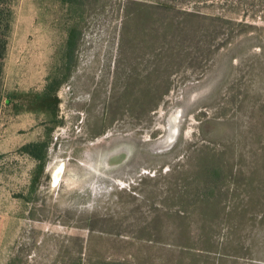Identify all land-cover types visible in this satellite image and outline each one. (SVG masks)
I'll list each match as a JSON object with an SVG mask.
<instances>
[{
    "label": "rangeland",
    "instance_id": "1",
    "mask_svg": "<svg viewBox=\"0 0 264 264\" xmlns=\"http://www.w3.org/2000/svg\"><path fill=\"white\" fill-rule=\"evenodd\" d=\"M183 11L217 30L215 50L171 71L151 30ZM1 92L0 264L102 244L107 260L161 264L164 248L194 264L206 232L219 251L201 264H264V0H13ZM115 148L129 150L106 174L86 166Z\"/></svg>",
    "mask_w": 264,
    "mask_h": 264
},
{
    "label": "trees",
    "instance_id": "2",
    "mask_svg": "<svg viewBox=\"0 0 264 264\" xmlns=\"http://www.w3.org/2000/svg\"><path fill=\"white\" fill-rule=\"evenodd\" d=\"M12 4L13 0H0V100L2 97L1 92V79H2V68H3V60L4 54L7 44V36L9 34L11 18H12ZM138 9V7H137ZM139 11H137L138 13ZM184 17V18H183ZM206 18L198 16V14L191 12H182V17H165L158 22V29L151 30L152 36L155 39V43H157V48L165 49V51H169V64L168 67L171 71L175 70L173 68L174 63H178L176 61V56L188 48L201 49L205 54L209 56L214 52V40L217 36V30L215 33L209 32V25H203L201 22ZM153 29V28H152ZM146 31V30H144ZM210 31V30H209ZM202 32L204 34H202ZM206 35V38H205ZM209 58V57H208ZM169 69H165L167 72ZM161 70L160 67L157 68V71ZM10 103V102H8ZM27 148H24L23 151H27ZM175 219V215L171 214L169 217ZM176 226V225H175ZM173 226V227H175ZM177 227L173 228L171 234L173 237L172 246L175 248L186 249L188 247L180 244V240L182 234L177 232ZM214 233V231L212 232ZM156 237H160L159 229L155 230ZM207 235V236H206ZM205 237L207 242L203 246V248H197L196 252L192 254L185 253L186 255H191L196 261L194 264H201V255H203V251L208 252L209 254H216L218 250L217 244L212 240V235L206 232ZM99 240H102L101 238ZM107 242V241H106ZM100 247V249H99ZM192 249V248H191ZM87 258L83 259L80 257V253L82 251V245L77 247L76 254L63 259L59 264H151L150 260L147 258L140 257V254H133V258L129 261L122 260H107L106 247L104 244L98 246L97 249L89 245L87 248ZM166 252V253H163ZM158 257L161 264H182V256L184 253H179L176 251L165 250L164 248H159L157 250ZM164 254H171L170 258H165ZM172 254H174V258H172ZM76 256V257H75ZM175 256L178 258L175 260Z\"/></svg>",
    "mask_w": 264,
    "mask_h": 264
},
{
    "label": "bare ground",
    "instance_id": "3",
    "mask_svg": "<svg viewBox=\"0 0 264 264\" xmlns=\"http://www.w3.org/2000/svg\"><path fill=\"white\" fill-rule=\"evenodd\" d=\"M181 116L182 114H179L178 112L169 113L168 118L166 120V125H165L166 127L162 125L164 134L160 136L158 140L153 142L152 148L156 149L157 151H163V150H168L172 146L178 134V129H179L178 124L181 121ZM128 150L125 148L124 153L121 151V149L119 150L117 148L113 150H108V151H105V153L102 152V154H100L99 157L95 160L90 157V154H91L90 153L88 156L90 159L89 161H87L88 163L85 162V164L94 173L106 174V172L110 168L118 166L123 162L124 158L126 157V154L128 153ZM62 167L60 166L56 168L54 172L52 173L51 181H52L53 187H56L58 183L57 181L60 177V173L62 172V169H61Z\"/></svg>",
    "mask_w": 264,
    "mask_h": 264
},
{
    "label": "water",
    "instance_id": "4",
    "mask_svg": "<svg viewBox=\"0 0 264 264\" xmlns=\"http://www.w3.org/2000/svg\"><path fill=\"white\" fill-rule=\"evenodd\" d=\"M170 148H171V147H170ZM170 148H169V149H170ZM152 149H153L154 152H157V153H161V152H165V151H168V150H169V149H168V150H163V151H157V150L154 149V148H152Z\"/></svg>",
    "mask_w": 264,
    "mask_h": 264
},
{
    "label": "flooded vegetation",
    "instance_id": "5",
    "mask_svg": "<svg viewBox=\"0 0 264 264\" xmlns=\"http://www.w3.org/2000/svg\"><path fill=\"white\" fill-rule=\"evenodd\" d=\"M163 135V134H162Z\"/></svg>",
    "mask_w": 264,
    "mask_h": 264
}]
</instances>
